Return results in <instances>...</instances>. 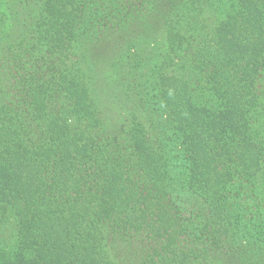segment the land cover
Masks as SVG:
<instances>
[{
  "label": "trees",
  "instance_id": "trees-1",
  "mask_svg": "<svg viewBox=\"0 0 264 264\" xmlns=\"http://www.w3.org/2000/svg\"><path fill=\"white\" fill-rule=\"evenodd\" d=\"M39 6L35 28L4 46L25 112L0 109V203L18 236L0 264H112L98 235L105 213L145 249L166 242L143 264H208L209 249L264 264V199L249 187L264 176V0ZM159 11L165 39L141 95L164 111L166 132L148 140L132 120L120 143L95 116L73 44L78 30L111 34ZM247 242L252 257L239 258Z\"/></svg>",
  "mask_w": 264,
  "mask_h": 264
},
{
  "label": "rangeland",
  "instance_id": "rangeland-1",
  "mask_svg": "<svg viewBox=\"0 0 264 264\" xmlns=\"http://www.w3.org/2000/svg\"><path fill=\"white\" fill-rule=\"evenodd\" d=\"M42 0H0V109L13 110L24 114L25 101L15 94L9 85L8 66L4 62V46L15 44L24 37L31 26L35 28L40 22ZM109 4L114 0H105ZM40 7V8H39ZM161 15V16H160ZM164 13L159 11L150 15L130 27H123L111 34L102 32H87L78 30L81 37L73 44L77 54L82 79L89 95V99L105 133L115 136L118 142L128 140V127L132 120L138 122L143 135L149 140H155L161 131H165V113L154 110L147 105L141 92L148 88L145 73L150 50L154 46L163 45L165 39L162 22ZM29 18L28 20H25ZM144 18V17H143ZM57 36V37H56ZM50 40L51 44L60 41L58 35ZM3 47V48H2ZM11 47V46H10ZM2 61V62H1ZM136 64L140 65V68ZM139 74V75H137ZM60 101L65 102L62 98ZM147 105V106H146ZM165 133L162 137H167ZM161 138V137H160ZM159 138V139H160ZM256 179L249 187L253 188L264 199V176H254ZM193 201L201 213H205V205L199 199ZM5 204L0 203V263L9 259L12 252L18 248V236L11 214ZM199 210V211H200ZM3 212V213H2ZM161 212V211H160ZM4 214V215H3ZM103 215V224L98 230L104 249L112 264H143L147 254H154L153 260L159 258L164 244L162 240L151 242L150 248L138 244L131 235L120 230L116 224H122L111 214ZM160 239V238H158ZM177 244V240L171 241ZM171 243V244H172ZM241 246L245 244L239 243ZM243 256L250 258L249 249ZM176 247V246H175ZM242 253V251L240 252ZM26 253L24 257H28ZM208 264H242L241 260L232 253L209 249L206 254ZM249 262V260H247Z\"/></svg>",
  "mask_w": 264,
  "mask_h": 264
}]
</instances>
